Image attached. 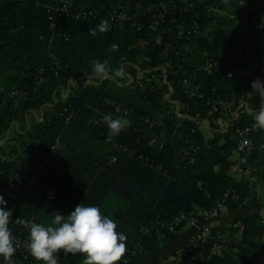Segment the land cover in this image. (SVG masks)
Instances as JSON below:
<instances>
[{"label":"trees","instance_id":"16d2710c","mask_svg":"<svg viewBox=\"0 0 264 264\" xmlns=\"http://www.w3.org/2000/svg\"><path fill=\"white\" fill-rule=\"evenodd\" d=\"M192 1V7L185 4L172 9L165 20L166 46L173 68L179 73L183 69L196 74L194 85L206 94L214 93L222 100L233 94L247 98L254 93L252 81L255 79L236 74L228 77L230 55L249 50L259 60L264 56V32L262 42L260 33L255 31L249 40L240 33H224L230 27L226 19L204 20L200 14L214 0ZM50 2L0 0V141L3 142L0 154L16 155L9 168L25 174L24 183L29 182V175L37 177L10 220L11 231L29 239V230L22 221L51 223L56 211L68 215L79 203L95 205L114 219L117 231L127 237V252L118 264H133L146 252L178 237L188 222L185 220L175 231H170L168 226L176 217L184 214L187 220L202 219L199 209L219 207L228 189L235 190L238 199H230L224 205L231 212L238 210L250 195L251 183L236 181L229 175L230 153L237 144L234 128L243 121L254 125L253 113L261 107V102L255 96L248 99L252 107L247 118L233 121L229 132L214 131L210 136H202L194 122H183L180 134L173 135L172 121L166 115L162 147L149 145L139 133L141 126L138 128L137 122L168 110L152 80L134 88L125 84L126 78L113 79L112 75L83 88L74 86L70 80L83 73L91 75L95 60H108L112 69L124 66L135 75V66L142 53L133 46L139 39L151 38V19L139 21L141 30L137 29L138 24L126 22L122 30L110 28L101 33L98 30L100 21L109 20L103 11L101 20L60 19L52 32L46 21L45 8ZM156 2L158 0L147 1L144 7ZM103 5L102 0L75 2L76 9L101 8ZM222 5L226 6V3ZM186 9L189 12H183ZM196 12L202 34L195 42L179 38L173 19L181 20L185 16L190 21ZM115 43L119 45L118 50H110ZM130 46L133 48L129 49ZM163 48L155 45L149 51L152 66L163 62L160 55ZM205 55L220 61L218 70L211 73L196 71L197 65L205 62ZM57 69L58 75L55 74ZM40 79L42 81L38 83ZM180 80V76H174L173 98L188 105L194 113L195 104L199 108L202 105L182 95ZM66 90L69 92L63 99L61 94ZM13 91H29V95L24 100H17L11 95ZM108 100L126 106L130 110L129 119L135 122L117 137L110 135L103 116L94 112L99 108L107 114L114 113L111 105L106 104ZM71 114L66 122V117ZM94 119L98 124L91 122ZM107 138H110L109 142ZM222 139L223 144L220 143ZM248 139L245 157L264 179V130L255 127ZM114 141L128 145L133 154L115 148ZM188 145L199 147L192 163L183 161L180 154V148ZM52 150L54 153L49 157ZM113 156L115 162L110 161ZM47 158L43 167L38 168ZM49 190L55 191L54 200L47 201ZM262 205L264 207V200ZM261 221L260 216L244 217L243 237L235 244L236 253L224 252L203 264H252L261 251L260 241L264 234ZM208 251L206 247L205 254ZM65 256L71 258L69 264H85L83 253ZM13 259L37 261L35 258L22 260L17 252Z\"/></svg>","mask_w":264,"mask_h":264},{"label":"built area","instance_id":"2783aa9c","mask_svg":"<svg viewBox=\"0 0 264 264\" xmlns=\"http://www.w3.org/2000/svg\"><path fill=\"white\" fill-rule=\"evenodd\" d=\"M49 1V0H48ZM50 3L45 4L46 8V21L48 27L52 32L56 29V23L60 19L74 18L79 21H91L93 19H102L105 12V16L113 23L111 28L115 31L122 30L123 24L126 22H133L137 25L142 18H150L152 21V32L149 33L151 38L139 39L133 47H138L141 50L142 58L140 62L135 66L136 74H132L128 68L126 70L125 84L132 85V88L142 86L143 82L153 81L155 83L158 94L162 96L165 102V107L168 108L167 112L161 111L160 114L152 118H141L137 122L138 128L141 126L139 133L143 139L148 140L149 145L162 147L165 137V121L164 118L168 115V119L172 121L173 135L180 134V128L183 126V122H194L198 125V130L202 136H210L212 132L226 133L230 131V127L233 125V121H240L244 117H248L251 113L252 105L248 99L251 100L255 96L260 102L261 97L258 93L248 95L246 98L242 95H230L227 100L219 99L214 93L206 94L201 91L198 86L194 85V76L182 69V72L176 71L173 67L171 60L169 59V52L167 49L166 34L167 31L164 27L165 20L170 15L172 9H176L177 6L188 4L192 7L194 2L191 0H158L151 6L144 7L145 2L151 0H102L104 5L101 8H82L76 9V0H50ZM225 2L226 6L222 3ZM214 0L213 3H209L205 6L200 13L204 20H210L215 18H224L228 21L230 27L228 31L224 33H240L245 36L246 39L251 38L252 31L259 32L261 35L260 42L263 41L262 33L264 32V0ZM230 6V8L228 7ZM228 12L227 10H230ZM233 9V10H232ZM183 12H189L187 9ZM195 16V17H194ZM192 20L185 19V16L181 20L173 19L176 23V33L179 38H183L189 42H195L202 34L198 21L199 13H195ZM138 30L142 29V25L138 24ZM155 45L163 46L161 52V58L163 62L157 66L151 65V59L149 51L154 48ZM132 46L129 49L133 48ZM119 45L113 44L110 50H118ZM191 50V49H190ZM177 54V53H176ZM206 56L204 63L197 65L196 71H202L205 73H211L220 67V61L216 57ZM231 70L228 73V77H232L233 74L237 76L256 79L259 77L264 80V56L256 59L254 54L246 50L241 53L239 51L232 52L230 55ZM62 69L61 66H57ZM184 66L181 64V68ZM58 75V69L55 71ZM174 76H180V89L184 97L189 98L195 103H201V108L195 104V111L191 113L190 107L184 103H181L177 98H173L174 93ZM42 79L38 81L41 82ZM101 80H96L94 77L87 73H83L77 78L70 80V83L78 88H83L89 84H95ZM68 90L62 91L61 97L65 99L68 95ZM11 95L17 100H24L29 91H13ZM106 104L111 105L115 110L112 113L114 118L126 117L129 120V126L134 125V121L129 119L130 110L122 104L113 102L111 100L106 101ZM94 112L104 116L107 113L103 112L99 108H95ZM72 114L66 117V122L70 120ZM92 123L98 124L97 119L91 120ZM108 128L107 124L105 123ZM255 128L252 123L243 121L242 124L234 128V135L237 138V144L230 153L231 166L229 168V175L236 181L248 180L250 182L256 181L257 177L254 172V168L248 162L245 157L246 148L249 145L248 134ZM194 131V130H193ZM110 141V138H107ZM221 144L224 143V139L221 140ZM113 146L123 153L132 155L130 147L123 142L114 141ZM199 149L198 146L188 145L180 148V154L183 161L189 163L194 162L195 153ZM54 151L50 152L49 157L53 155ZM49 158L43 160L42 164L38 168H42ZM16 160V155L0 154V195H3L7 201L4 206L6 209L11 210L12 216L14 215L19 202L28 189V183H24L26 178L25 174L15 171L13 168H9L10 164H13ZM111 162L116 161V157L110 158ZM8 166L6 168L5 166ZM161 169V168H159ZM36 175L32 174L28 176V180H36ZM55 198V191L49 190L46 192V199L51 201ZM238 199V195L233 189H228L219 205H224L226 201ZM199 215L204 219L218 215V209L213 208L211 210L199 209ZM12 217H10L11 220ZM187 220L184 214L176 217L173 223L168 226L170 231H175V228L183 221ZM262 224H264V216L262 217ZM147 232V231H146ZM13 238L15 240L16 252L20 255L22 260H28L34 258L28 249V238H24L19 234L12 231ZM221 236L219 234H213V232L206 228L194 234L189 244L183 249L174 252L165 260L150 264H180L187 263L192 264L191 261L199 251V249L206 245L209 248L207 254L204 255V261H210L213 256L221 255L222 244ZM261 251L255 258L252 264H264V234L261 237ZM136 247H139L137 245ZM132 255H135V251H132ZM203 261V262H204ZM128 259L125 260V263Z\"/></svg>","mask_w":264,"mask_h":264},{"label":"clouds","instance_id":"9594fccd","mask_svg":"<svg viewBox=\"0 0 264 264\" xmlns=\"http://www.w3.org/2000/svg\"><path fill=\"white\" fill-rule=\"evenodd\" d=\"M244 3L246 0L240 5ZM110 28V22L106 19L98 25L101 33ZM109 75L113 79L125 78V67L112 69L108 60L92 62V77L102 80ZM252 88L261 97V107L253 113L254 126L264 130V80L257 77L252 81ZM103 122L107 124L112 137L119 136L129 125L126 117L114 118L112 114L104 115ZM6 203L3 195H0V257L6 264H14L16 246L9 227L12 212L4 207ZM22 223L29 230L27 246L30 254L43 264H61V250L65 255L83 253L85 264H118L127 252L126 235L118 232L114 219L103 214L95 205L79 203L68 215L56 211L50 224L35 220H24Z\"/></svg>","mask_w":264,"mask_h":264},{"label":"crops","instance_id":"0c3cea01","mask_svg":"<svg viewBox=\"0 0 264 264\" xmlns=\"http://www.w3.org/2000/svg\"><path fill=\"white\" fill-rule=\"evenodd\" d=\"M33 116H36V114L34 113ZM11 131L12 129L8 131L7 138L8 135H10ZM0 144H3V142L0 141ZM253 170L256 174L257 180L254 182H250V195L238 210L231 212L228 210L226 205H219V207H217L218 215L212 216L207 219L202 218L199 220L193 219L189 221L174 241L146 252L133 264H150L165 260L174 252L186 247L194 234L206 228L210 229L213 234H219L221 236V254H223L224 252L235 254L237 251L235 244L243 237L244 217H246L247 215H255L260 217L264 216V207L262 205V202L264 200V179L260 177V174H258L256 168H254ZM35 181L36 180H31L28 182V189L26 191L27 193L30 192ZM63 214L67 215L66 212H64ZM42 216L44 217L46 215L42 214ZM43 224L50 223L44 222ZM205 249L206 245L202 246L199 249L195 257L191 261L192 264H203ZM59 257L60 259H62L60 261L61 264H69L71 262V258L69 256L63 255V250L60 251ZM0 264H6L2 257H0ZM14 264H43V262H20L14 260Z\"/></svg>","mask_w":264,"mask_h":264},{"label":"rangeland","instance_id":"374dc122","mask_svg":"<svg viewBox=\"0 0 264 264\" xmlns=\"http://www.w3.org/2000/svg\"><path fill=\"white\" fill-rule=\"evenodd\" d=\"M228 12H231V9L230 10H227ZM247 118V117H246ZM29 120L32 122L33 121V116L32 115H30L29 116ZM207 136V135H206ZM262 185V184H261ZM264 187V186H263ZM261 212H262V210H261Z\"/></svg>","mask_w":264,"mask_h":264}]
</instances>
